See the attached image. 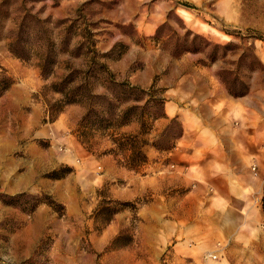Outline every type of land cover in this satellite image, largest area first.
<instances>
[{"label": "rangeland", "instance_id": "obj_1", "mask_svg": "<svg viewBox=\"0 0 264 264\" xmlns=\"http://www.w3.org/2000/svg\"><path fill=\"white\" fill-rule=\"evenodd\" d=\"M186 45L196 50L182 52ZM46 49L55 64L43 80L36 65ZM93 55L116 81L161 96L218 91L225 82L243 110L226 129L246 155L261 142L264 164V0H0V264H264V172L257 179L256 164L247 159L231 184L197 180L194 167L160 154L153 169H127L118 162L130 152L111 138L135 125L138 132L135 121L85 128L83 104L58 109L61 95L48 85L71 71L93 93L110 94ZM145 69L149 83L133 82ZM157 107L137 111L148 133ZM176 131L170 124L165 136ZM110 143L115 167L101 161ZM152 198L169 201L162 216L176 223L157 226L156 208L149 230L143 206ZM170 229L172 241L164 239Z\"/></svg>", "mask_w": 264, "mask_h": 264}, {"label": "crops", "instance_id": "obj_2", "mask_svg": "<svg viewBox=\"0 0 264 264\" xmlns=\"http://www.w3.org/2000/svg\"><path fill=\"white\" fill-rule=\"evenodd\" d=\"M152 74L153 71L145 69L143 73L133 77V82L136 83L145 77L146 84H148ZM11 93L22 95L24 91H11ZM162 93L164 116L153 120L151 130L143 136L145 144L142 146V151L146 156V162L142 165H145V169L155 168L157 163L154 161L155 154H160L158 159L183 160L186 170H191L190 168L194 167L190 175L197 180L210 182L213 178L225 177L227 183L231 184L230 182L234 180L233 177L239 175L237 168L248 159L251 163L256 164V175L259 179L260 172H264L261 154L256 152L257 149H261V142L256 148L254 140L252 147L249 145V153L246 155L245 147L241 146L244 142L235 141L231 132L227 131V123L233 117L240 119L243 110L233 106L234 99L226 87L221 86L218 91H162ZM230 105L235 108L231 109ZM81 116L82 113L79 117ZM172 118L176 119L180 125L179 135L171 140L170 148H155L153 144L162 142L160 134ZM136 131L135 125V129L126 133H135ZM112 146L113 144L110 143L109 147L102 148L101 161L107 166H114L112 153L108 152L113 148ZM187 173L189 172L187 171ZM243 179L245 184L249 181L244 175ZM253 182L257 184L258 181ZM168 203L167 200L157 201L152 198L143 206L144 215L149 219L151 232L155 229V221L151 213L156 208L159 211L157 226L164 225L165 227L166 225V228H169V222L176 223L175 218L170 219L166 215L162 216L168 208ZM161 209H163V213ZM164 234L166 235L164 239L171 241L176 235L173 229H170L167 234L164 230Z\"/></svg>", "mask_w": 264, "mask_h": 264}, {"label": "trees", "instance_id": "obj_3", "mask_svg": "<svg viewBox=\"0 0 264 264\" xmlns=\"http://www.w3.org/2000/svg\"><path fill=\"white\" fill-rule=\"evenodd\" d=\"M194 36L196 38H200L196 34H194ZM50 46L53 48L54 43L51 42ZM17 48L11 47L10 44H8V51L13 56L22 60L28 59L27 55H24L22 51H18ZM195 50V47L188 49L186 45V47L182 49V52H194ZM90 51L95 54L94 47H92ZM40 55L42 57L39 59V62L36 66L38 68L39 75L43 80H45L52 74V68L55 64V53H53V49L52 51L46 49L44 53ZM94 56L95 55L92 57V65H97L99 68H102L106 74H108V85H105V88L110 90V94L105 95L93 93L92 86L87 85L84 79H78L72 71L61 77L59 81L50 83L48 88L49 90L61 95V98L56 101L58 109L59 107L70 103H79L84 105V113L79 121V126L81 127L108 129L120 127L130 123L131 121H135L139 127L138 132L115 133V135H113L114 137L111 138L112 143L117 148L118 146L123 148L126 146V149L130 152L126 158L123 159V163H118L127 169H135V167H138L139 165H142L146 162V156L142 151V146L145 144V139H143V136L148 133V128L145 130L146 123L141 114L136 117L137 111H143V109H145L146 105L148 104H151L152 106L157 105L158 110L150 113V116L153 120L163 117L164 113L162 107L164 99L160 95L161 91H145V89L132 86L128 82L116 81L113 78L111 72L107 69V66H105L103 63H98ZM224 84L227 90L231 91L225 82ZM96 121L98 123H96ZM170 124L176 125L177 131L176 134L166 137L165 135L168 133ZM163 131L164 134H160V136L162 140L163 137L166 138L165 145L154 143L153 146H155L157 149H162L165 147L170 148L172 144L171 140L179 135L180 125L176 119L172 118ZM114 151L115 150L113 148L108 150V152L112 153L113 155L115 154ZM111 203H117L122 206H131L133 204L129 201H113ZM119 210V208H112L111 214H114Z\"/></svg>", "mask_w": 264, "mask_h": 264}]
</instances>
